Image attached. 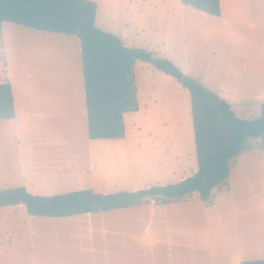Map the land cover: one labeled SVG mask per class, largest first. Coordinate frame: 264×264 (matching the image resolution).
Here are the masks:
<instances>
[{
	"label": "rangeland",
	"instance_id": "obj_1",
	"mask_svg": "<svg viewBox=\"0 0 264 264\" xmlns=\"http://www.w3.org/2000/svg\"><path fill=\"white\" fill-rule=\"evenodd\" d=\"M90 1L98 6L99 29L130 49L171 61L210 96L227 101L238 117L261 116L264 37L256 15L254 31L240 24L232 34L226 0L220 17L181 0ZM134 72L139 110L125 115V137L91 140L79 40L2 24L0 85H12L18 107L38 109L47 100L59 116L37 114L17 128L0 121V190L25 187L43 197L80 190L114 194L192 177L198 164L189 91L151 63L137 61ZM250 143L253 150L234 158L231 190H216L211 205L193 194L168 205L93 214L90 221L32 217L24 205L2 208L0 264L135 256H148L153 264H212L217 252L241 261L260 259L264 160L260 141ZM99 215L110 226L99 227Z\"/></svg>",
	"mask_w": 264,
	"mask_h": 264
},
{
	"label": "trees",
	"instance_id": "obj_2",
	"mask_svg": "<svg viewBox=\"0 0 264 264\" xmlns=\"http://www.w3.org/2000/svg\"><path fill=\"white\" fill-rule=\"evenodd\" d=\"M182 4L220 17L221 0H181ZM98 6L90 0H0V26L11 23L31 32L76 37L91 140H119L125 137L124 115L139 110L134 67L137 61L151 63L177 79L190 93L197 155V172L178 184L151 186L134 192L97 194L80 190L49 197L29 193L25 187L0 190V209L24 205L32 217L74 218L137 208L155 203H177L193 194L206 205L215 191L229 189L234 158L253 150L251 140L260 141L264 152V105L260 117H238L231 105L218 98L216 104L195 80L185 76L169 60L149 52L128 48L120 38L96 26ZM16 115L12 86L0 85V120ZM241 264H264V260Z\"/></svg>",
	"mask_w": 264,
	"mask_h": 264
},
{
	"label": "crops",
	"instance_id": "obj_3",
	"mask_svg": "<svg viewBox=\"0 0 264 264\" xmlns=\"http://www.w3.org/2000/svg\"><path fill=\"white\" fill-rule=\"evenodd\" d=\"M226 10H227L226 27L228 32L232 33L234 31V27L239 26L240 24H242V26L245 29L247 28L248 30L254 31L256 27L254 22L255 17H253V15L254 16L256 15L259 33L263 35L262 37H264V0H241V2L239 0H226ZM12 91H13V87H12ZM13 97H14V104L16 110L15 118L11 120H0V121H4L6 123H12V125L15 128L23 126L27 121L34 120L37 114L45 113L50 118L59 116V113L51 111V109L47 106L48 103L47 100L42 101V107L38 109H34L30 105L28 107L26 105L24 106V104L18 107L16 98L14 96V91H13ZM48 110L51 111L50 114L48 113L49 112ZM86 121H87V114H86ZM3 125H4L3 122H0V129H3L4 127ZM262 154L264 160V152H262ZM230 190H231V186L229 185V189H227V191L229 192ZM92 216L93 214L74 217L72 219H74L73 221H78L80 219L81 221L82 220L90 221V219H92ZM104 217L105 215L98 216L97 223L99 224V227L110 226L109 224L112 223L111 220H109L108 218L104 219ZM90 233H93V230H91ZM257 260H264V255L263 257H260V259ZM45 261L47 262H44L43 264H75L72 259H68V258H60V259L50 258V259H46ZM141 261H144V264H153V260L148 256H146L144 260L142 259V257H138V256H135L133 258L106 257L101 259H95L92 261L89 259L81 260L80 263L82 264H143V262ZM252 261H256V260H252ZM242 262L243 261L241 260H237L233 258V254L231 252H226V253L217 252L212 259V264H241Z\"/></svg>",
	"mask_w": 264,
	"mask_h": 264
},
{
	"label": "water",
	"instance_id": "obj_4",
	"mask_svg": "<svg viewBox=\"0 0 264 264\" xmlns=\"http://www.w3.org/2000/svg\"><path fill=\"white\" fill-rule=\"evenodd\" d=\"M208 99L213 101L214 103L218 104L219 103V100L218 99H215L213 98L212 96H208Z\"/></svg>",
	"mask_w": 264,
	"mask_h": 264
}]
</instances>
